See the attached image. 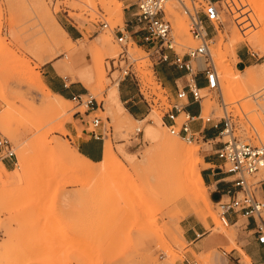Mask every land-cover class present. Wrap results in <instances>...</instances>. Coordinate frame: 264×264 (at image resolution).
Returning a JSON list of instances; mask_svg holds the SVG:
<instances>
[{"label":"rangeland","instance_id":"374dc122","mask_svg":"<svg viewBox=\"0 0 264 264\" xmlns=\"http://www.w3.org/2000/svg\"><path fill=\"white\" fill-rule=\"evenodd\" d=\"M111 1L43 0V7L38 8L33 0H0V264H188V260L191 264H215V252H231L234 248L244 261H249L250 257L236 242L243 221L228 223L223 208L212 200L205 180L199 184L207 200L189 190L182 178L171 180L169 176L163 134L192 146V161L201 172L205 157L216 155L220 137L205 135L204 139L189 141L171 132L158 101L161 99L167 105L164 92L173 96L176 93L164 87L155 69L159 61L149 53L147 45L136 40L138 35L133 33L132 26L135 0H116L123 8L122 16L113 12ZM234 1L236 12L248 6L250 9L245 11L254 14L259 22H251L253 26L242 29L227 0L220 5L222 20L217 29L210 28L209 43L210 59L220 72L221 88L202 89V114L213 116L214 122L225 113L232 115L241 127L237 134L258 144L264 141V97H258L264 90V51L249 41L234 42L238 35L235 27L248 35L264 28V0ZM236 2L240 8L235 7ZM168 7L177 41L175 48L183 55L200 41L191 33L180 2L171 0ZM177 17L185 20L190 36L178 35ZM102 22L109 26L103 27ZM59 26L66 28L70 36ZM117 26L125 28L128 35L123 47L116 34ZM53 31L70 44V49L57 43ZM81 46L85 51L80 59L72 50ZM123 48L128 51L125 56L121 53ZM240 52L246 56L243 61ZM73 60L80 63L75 68L71 65ZM97 60L96 70L104 73L102 80L97 78V71L92 73V79L81 77L80 70ZM54 63H59L63 75L75 82L74 91L94 96V107L73 100L72 93L66 95L68 100L60 102L43 88L44 68ZM128 64L140 77L142 90L152 96L150 105L140 97L137 81L121 76L120 67ZM250 66L262 72L255 82H250L245 74ZM224 67L232 70L233 92L223 78ZM243 79L245 87L239 85ZM115 83L119 90L123 84L131 83V96L135 95L137 103L145 108L141 117L135 118L128 111L132 100L127 103L121 99L120 104L126 109L120 114L110 110L108 93ZM179 84L182 87L184 80ZM46 98L56 99L65 112L55 113ZM95 115L102 118L97 131L105 136L104 147L110 143L124 167L89 175L72 160L93 169H100L101 163H89L79 157L69 126L75 118L84 116L90 128H94L91 119ZM183 119L184 114L179 123ZM147 126L154 127L159 134L149 133ZM4 139L9 140L16 157L2 156ZM56 141L68 144L69 155L62 153ZM175 162L181 169L183 159ZM194 179L198 180L196 174ZM252 180L264 181L263 167ZM260 191L263 193L262 187ZM256 218L264 222V210ZM189 220L226 236L230 244L196 253L182 227Z\"/></svg>","mask_w":264,"mask_h":264},{"label":"built area","instance_id":"2783aa9c","mask_svg":"<svg viewBox=\"0 0 264 264\" xmlns=\"http://www.w3.org/2000/svg\"><path fill=\"white\" fill-rule=\"evenodd\" d=\"M171 0H135V11L133 13V33L138 35V42L147 45L148 50L159 63L166 62L175 65L178 68L185 69L188 76L184 81V85H179L176 95L173 96L164 92L167 105L163 104L161 99L158 103L162 105L164 117L168 121V127L172 133L180 135L185 139L192 141L199 137L205 138L208 123H212L215 128H220L216 137H220V146L216 150L217 156L222 159L223 170L232 175L233 186L228 190L229 200L220 202L223 208V215L233 211L246 216L260 215L264 210V196L260 191L261 182L253 181L252 177L262 167H264V141L258 144L245 141L237 131L241 127L234 121L232 115L225 113L219 121L214 122L213 116L204 117L202 114V99L205 95L202 93L203 88L210 91L220 89V79L218 70L214 61H211V51L209 43L210 28L217 29V25L222 20V12L220 5L225 0H178L182 6L184 13L189 19V28L195 38L200 43L192 47L187 53L180 55L176 51L177 41L173 35V20L168 3ZM103 27H108V22H102ZM116 34L122 47L127 44L128 35L125 28L116 27ZM174 52V55H171ZM125 56L128 51L123 48L121 52ZM129 59V58H128ZM195 63V64H194ZM116 68V65H114ZM121 76L131 77L137 81L139 86V95L150 105V98L147 96L140 86V77L137 72L130 69L129 64L126 67H120ZM205 75L206 85L200 87L197 76ZM149 92V91H148ZM154 99L157 98L153 94ZM264 97L263 93L258 96ZM73 100L85 104L88 107H94V96L91 93H74ZM190 101L198 103L200 111L198 114H192L187 110ZM154 103V100L152 101ZM98 106V102H97ZM99 108V107H98ZM97 108V109H98ZM184 114L185 119L179 123V117ZM194 121H200L201 127L195 130L192 126ZM102 118L95 115L91 119V128L94 136L100 138L104 134L97 131ZM221 125V126H220ZM140 130V129H139ZM1 153L3 157H16L12 145L8 139L2 142ZM260 185V186H259ZM258 240L264 243V222L257 220L256 231ZM242 264H256L252 260L241 261Z\"/></svg>","mask_w":264,"mask_h":264},{"label":"crops","instance_id":"0c3cea01","mask_svg":"<svg viewBox=\"0 0 264 264\" xmlns=\"http://www.w3.org/2000/svg\"><path fill=\"white\" fill-rule=\"evenodd\" d=\"M239 57L243 61L246 56L243 52H240ZM156 64V73L162 84L165 85L164 87H169L171 90L174 89L172 92L176 93L180 85L179 81L181 79L185 81L188 76L187 70L166 62ZM63 74L64 71L59 63L47 65L44 68L45 83L54 93L62 94L66 98H68L66 96L68 93H81L77 90L74 91L73 87L75 82L68 75ZM197 80L200 87H205L206 80L204 74H199ZM126 88L130 89L128 90ZM131 89V83L123 84V87L119 90L120 98L127 103L131 100L133 101L127 109L132 116L139 118L145 113V108L137 103L134 99L135 95L131 96ZM199 109L198 103L193 101L189 102L187 110L192 114H198ZM86 116H89V114H86ZM192 126L195 130H199L201 123L200 121H194ZM69 130L74 138V145L82 156L94 162H99L103 159L105 136L103 135L100 138L94 136L90 128L89 120L84 116H78L75 118V122L69 126ZM219 131L220 128H215L211 123L207 127L206 135L214 137L218 135ZM5 163L6 166H9L7 162ZM222 163V159L217 154L205 157V167L202 170L205 183L210 187L211 198L217 203L229 199L228 190L233 186L231 181L233 176L223 170ZM261 186L264 196V181L261 182ZM225 218L231 224H237L240 220L243 221L236 242L250 257V260L256 264H264V243L258 240L257 233L255 232L257 219L253 216H246L233 211L227 212ZM182 227L185 238L196 253H207L217 246L220 247L221 245L230 244V240L226 236L211 232L203 223L189 220L183 223ZM219 251L214 253L215 264H242L243 257L238 249L234 248L231 252H226L224 249ZM188 264H191L190 260H188ZM194 264H197V262H194Z\"/></svg>","mask_w":264,"mask_h":264},{"label":"bare ground","instance_id":"6f19581e","mask_svg":"<svg viewBox=\"0 0 264 264\" xmlns=\"http://www.w3.org/2000/svg\"><path fill=\"white\" fill-rule=\"evenodd\" d=\"M111 2L114 3V6L112 7L113 12L118 13L119 15L122 16V9L123 8L121 7L120 2H117L116 0H112ZM232 2H235V1L234 0H232V1L227 0V4H228V7H229V10H230V12L233 13L232 15H233L234 19L237 20V24L238 25H241V26H239L240 28H242V29L244 28L245 29L249 25H250V27L253 26L252 25L253 23L250 24L251 22H254V23L257 22V24H258L259 21H257V19H254V16L255 15L253 14L254 15L253 16L252 13L250 14V12L249 13L246 12L247 11L246 9L249 8L248 6H246L247 8H243L241 10L239 9L240 11H238V9H237V12H236V10H234V6L232 5ZM250 2H251V0H250ZM33 3L38 8H42L43 7V0H33ZM44 4H45V2H44ZM235 7L240 8V5H239L238 2H236ZM253 7H254V5H253ZM253 10L256 11V13H258L257 10H255L254 8H253ZM260 12H261V9H260ZM260 12H259V14L261 15ZM260 15H258V16L261 18L262 15L261 16ZM249 18L251 19V21L249 20ZM263 20L264 19L262 18L261 22ZM175 21H176V27H177L178 35H180L181 37L190 36V32H189V29H188L187 24L185 23V20H182L181 18H178L177 17L175 19ZM59 27H61V29L64 31V33L68 34L67 35L68 37L70 36V34H69V32H68V30L66 28H64L63 26H59ZM235 28L237 29L238 35H237V38H236V40H235L234 43H238L240 41H249V42L253 43L254 46L259 45V46H257V48L260 47L264 51V28L262 30H258V28H257V31L255 32L256 34H254V35H252V34L251 35H248L247 31L240 32V30L237 27H235ZM251 31H250V33H251ZM52 35H53L54 39L57 41V43L62 48L67 49V50L70 49V44L66 43V41H64V40H61L59 38V36L57 35L56 32L53 31L52 32ZM219 38H220V36H219ZM183 43L185 44V42H183ZM84 51H85L84 46H81L80 48L73 49L72 50V53L75 55V57H78V58L81 59V58H84ZM95 60H96V57H95ZM78 64H80V63H77V62H75L73 60L71 65H72L73 68H75ZM97 66H98V60H97V63H96V61H93L92 66H89V67H86V68L80 70V72L82 74L81 77H84L85 79H89V78L92 79L93 78L92 73H95L96 74V71H97L96 68H97ZM101 66H102V64H101ZM223 72H224V77L223 78H225L227 87L228 88H231L232 86H234V76H233L232 70H230L228 67H224L223 68ZM261 73L262 72H260V70H258L257 68H255L253 66H250V67H248V69H246V73L245 74H246V77L248 78V80L250 82H255L256 79L261 75ZM218 75H219V79H220V72H218ZM97 76H98L97 78L99 80H102V78L104 76V73L101 72V71H97ZM41 82H42L43 88L45 90H47V92L49 94H51L55 98L59 99L60 102H61V100H68V98L64 97L62 94L60 95L58 93H54L52 91V89H50L44 81L41 80ZM239 85L245 87V85H246L245 80L244 79L243 80H240L239 81ZM203 89H205V88H203ZM230 90L233 92L234 91V88H231ZM108 94H109V97H110L109 101H110V110L111 111H114V112L120 114V111L122 109H126L124 106L122 107L121 104H120L121 103V98H120L118 83H115V85H113L110 88V92ZM45 100H46V103H47L48 107L50 109H52L55 113L62 114L63 112H65L63 106L56 99L54 100V99L46 98ZM112 116H113V114H112ZM156 118L157 117H155V120H156ZM158 124H160V121H159ZM147 131L149 133L154 134V135H158L159 134L158 131L154 127H152V126L148 127L147 128ZM162 138H163V141H164V146L166 147V154H167V156H166L167 160L166 161H168L169 164H170L169 165V170H170V175L169 176H170V179L171 180H175L177 178H182L184 184L186 185V187L189 190H191L195 195L201 197L202 199L207 200L208 198H206V196L203 194L202 189H201L200 184H199V182L200 183H203L204 182L203 174H202L201 171H197V167L194 164V162L192 161L193 156H194V148L192 146H189V145L184 144L181 140H180L181 141L180 142L179 140L174 139L173 137L169 136L168 133L167 134H163V137ZM56 142H57L56 145L59 147V149L62 151V153H64L65 155H69L68 144L67 143H63V142H60V141H56ZM77 154L79 155V157L84 158L89 163H93V164L95 163L91 159L82 156L79 153L78 150H77ZM178 158H182L183 159V164H182V168L181 169L178 168V166H176V163L177 162H175V161ZM72 162H73V164L75 166L79 167L80 169H82L84 172H86L89 175H96V174H99L101 172L102 173L103 172H110V171L111 172H114L119 167H124V162L122 161L121 158H119L118 156H116V154L113 151L112 145L110 143H108L105 146L104 157H103V159L101 161H99L101 163L100 164L101 165V168L100 169L90 168L86 164H83V163H81L79 161H76V160H72ZM2 165H3V167L6 168V166L4 164H2ZM97 165L99 166V164H97ZM195 174L198 177V180L197 181L194 179V175ZM178 187H179V185H178ZM217 222H219V221H217ZM168 251H169V249H168Z\"/></svg>","mask_w":264,"mask_h":264}]
</instances>
